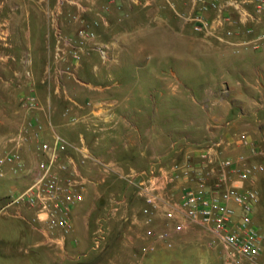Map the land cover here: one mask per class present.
Listing matches in <instances>:
<instances>
[{
  "label": "crops",
  "instance_id": "1",
  "mask_svg": "<svg viewBox=\"0 0 264 264\" xmlns=\"http://www.w3.org/2000/svg\"><path fill=\"white\" fill-rule=\"evenodd\" d=\"M33 4L32 7H45L44 0H36L35 5ZM76 4L71 8L74 7L78 15H84L86 18L91 16L96 26L99 22L98 26L103 30L102 40L94 39L92 44L95 46L90 45L82 56L83 59L84 56L88 57L97 52L95 54L100 56L101 63H88L85 58L82 64L81 59L76 61L74 66L77 72L83 71V68L90 71V78L80 82L88 89L90 96L83 100L70 95L63 96L59 90L60 83L55 82V85L58 84L55 86L51 82L42 81L37 85L39 94H44L41 109L30 115L20 103V94L23 91L20 92L19 89L15 94L6 83L3 86V95H0V154L5 146L13 144V137L34 117L44 123L46 136L54 129L70 140L72 147L69 154L74 158L78 159L81 155L77 147L85 144L94 155L114 162L116 170L120 173L147 169L154 163L171 164L170 158L174 152L182 153V160L188 154H192L194 159H200L207 147L220 138L224 139V145L222 149H218H221L218 155L236 157L242 152L249 154L247 147L234 143L239 135L233 136L237 134V128L243 129L244 132L249 131L251 136H254V133L264 136V38L255 45L254 34L246 33L243 25L231 22L226 27L233 32L224 33V40L195 33L191 24L179 14L190 8L191 0H86ZM21 6L30 7L28 3ZM160 25L167 27L162 31L165 48L158 51L156 48L159 46L158 41H161V31L156 26ZM173 27L176 28L175 31H172ZM257 31L264 33V21L257 26ZM174 39L184 43H188V40L195 41L201 56L206 58V61L212 58L211 64H202L199 70L203 74L199 98L202 95L206 96L203 100L210 99L208 95L213 93L217 85H221L226 93L219 98H211V102L205 104L198 98L191 97V102L201 112V122L196 125L194 120H191L186 124L189 131H186L181 143L173 140L174 85L170 81L171 74L177 73L180 68L168 66L167 63L171 54L182 56L193 47H185V50L179 52L173 48ZM138 40L150 43L146 47L142 42H137ZM169 40L171 41L167 43ZM247 42L251 43L246 45ZM96 45H106L107 57L100 54ZM234 52L240 54L235 55ZM162 56L167 57L164 64ZM4 71L0 69V75ZM155 73L163 75L158 78ZM208 77L214 79V84L210 85ZM162 105L166 111L168 125L158 130L155 124ZM221 105L227 107L223 114L218 112ZM66 110L77 117L75 123H71L68 116L64 115ZM50 120L53 121L52 125H49ZM142 120L149 121V124L145 126ZM198 126L202 136H205L202 141L193 139L196 135L192 129ZM34 148V142L23 148L27 164L32 168L37 166ZM256 159L251 157V160ZM92 167L86 172L92 179L86 199L94 194L101 195L102 186L119 177L115 173L104 172L98 166ZM30 177V174L15 177L11 172L0 177V198L15 191L16 189H12L16 185L22 188ZM8 188L10 190L6 193ZM122 199L127 207H132L131 204L134 203L133 210H137L136 213H131L133 224L130 230L133 233H128V230L125 232L124 245L128 247L141 240L139 236L142 235L138 230L139 227L144 228V225L140 214L141 206H137L136 201L141 204L142 201L135 194L134 188L127 183ZM138 207L139 209H135ZM84 208L85 201L75 209L74 230L67 235L66 245H55L63 250L64 254H68V257H62L63 260L73 259L75 256L88 258L90 252L85 249L90 243L93 248V225L98 224L104 228L105 218L89 216V212H82ZM2 217L17 220L14 227H18L19 236L13 239L26 237L28 249L40 250L45 248L44 245H48L42 233L34 225L26 223L25 219L10 215L0 218ZM20 220L25 221L27 228L23 227ZM104 230L106 232L105 228ZM142 240L145 242L147 239L142 236ZM175 245L180 247L185 244L176 242ZM160 249L166 247L159 246L157 250ZM58 256L52 259V263L64 264Z\"/></svg>",
  "mask_w": 264,
  "mask_h": 264
},
{
  "label": "built area",
  "instance_id": "2",
  "mask_svg": "<svg viewBox=\"0 0 264 264\" xmlns=\"http://www.w3.org/2000/svg\"><path fill=\"white\" fill-rule=\"evenodd\" d=\"M179 14L205 37L224 40V33L233 32L226 27L231 22L254 34L255 45L264 38V33L257 31L264 21V0H191L190 8ZM95 36L94 31L86 29L81 32L80 43ZM97 49L107 57L106 45H97ZM74 57H80L77 51ZM23 106L35 113L41 109L40 99L30 93L23 99ZM64 115L71 123L77 121L68 110ZM49 122L52 125L53 121ZM44 127L38 117L31 118L13 137V144L5 146L0 154V177L8 172L15 177L31 175L22 188L0 198V217L28 220L46 243L64 247L67 235L74 230L75 209L84 202L92 182L86 172L95 165L125 179L141 199L142 236L147 239L142 253H150L161 244L169 247L175 235L199 227L222 246L227 264H264V229L254 219L261 201L254 181L264 173V162L251 160L263 150L250 134L240 133L234 140L247 147L249 154L218 155L224 145L220 138L200 159L188 154L184 160L168 165L154 163L147 169L120 173L114 162L94 155L85 144L77 147L81 155L74 158L69 154L70 140L54 129L46 136ZM30 142H34L37 154L36 168L27 164L23 153ZM120 202L113 201L109 214L118 210ZM105 239V230L99 225L93 247H100Z\"/></svg>",
  "mask_w": 264,
  "mask_h": 264
},
{
  "label": "rangeland",
  "instance_id": "3",
  "mask_svg": "<svg viewBox=\"0 0 264 264\" xmlns=\"http://www.w3.org/2000/svg\"><path fill=\"white\" fill-rule=\"evenodd\" d=\"M35 1L0 0V69L5 70L0 75V95H3V86L7 83L13 93L16 94L19 89L20 92L23 91L20 94L22 107L27 109L23 106V99L30 93H34L40 99L42 105L44 94L43 92L41 95L39 94L37 85L41 84L42 81L43 83L46 81V83L51 82L52 84L55 82L60 83L59 90L63 96L70 95L81 100L86 99L90 96V93L80 82L83 79L90 78V71L83 68V71L77 72L74 66L76 61L82 59L85 50L95 46L92 44L94 39H86L83 43H80L82 31L86 29L94 31L96 34L95 41L102 40L103 30L101 31L98 26L99 22L96 26L90 18L91 16L88 18L84 15L80 16L74 7L71 8V6L77 5L76 2L84 3L86 0H44L45 7L42 5L32 7L31 5L32 3L35 5ZM24 3H28L30 7H22L21 4ZM166 27L163 25L156 26L161 31L159 35L161 41H158L159 46L156 48L158 51L165 48V40L162 36L164 32L162 31ZM191 27L194 31L193 25ZM173 30L175 31L176 28L173 27ZM137 42H142L146 47L150 43L146 40H138ZM172 44L173 48H176L179 52L185 47H193L190 52L182 56L171 54V56H168L169 61L167 63L168 66L180 68L177 73L171 74L170 81L174 85L172 87L175 110L172 116L173 140H178L181 143V141H184V134L189 131L186 124L191 120H194L196 125L201 122L199 117L201 112L193 105L191 97L194 96L202 104H205L211 102V98H219L226 93L221 85H217L213 93L208 95L210 99L203 100L206 96L202 95L199 98L198 92L201 91L200 85L203 78V74L199 70L202 64H211L213 62L212 58L209 59L210 61H206V58L199 53L195 41L188 40V43H184V41L174 39ZM168 48L170 49L171 46ZM75 51L79 53V58L74 57ZM95 53L88 55V57L84 56L81 64L85 58H87L88 63H101L100 56ZM234 54L238 55L240 53L234 52ZM161 59L163 64L166 63L167 57L162 56ZM155 74L158 78L163 75L162 73ZM207 80L210 85L214 84L212 77H208ZM185 84L189 88H186ZM226 97L228 96L226 95ZM219 107L218 112L222 114L227 109L223 105ZM28 112L30 115L34 113L31 110H28ZM165 113L164 105H162V110L155 124L158 130L168 125ZM141 122L147 126L149 121L142 120ZM198 128L200 127L192 129L194 135H196L193 139L202 141L205 136H202V132ZM242 132H244L243 129L237 128V134L233 136H237ZM245 133L249 134L250 132ZM252 137L263 150L262 155L256 156V161L264 162V136L254 133ZM181 154L174 152L170 161H181L183 158ZM254 185L259 189L261 195V201L256 209L254 219L256 224L264 229V173L257 175ZM125 186V179L118 177V179H112L102 186L101 195L94 194L87 199L85 197V208L82 212H89V216H95V218H105L104 228L107 235L100 247L92 248V243L86 247L85 251L90 252L88 258H76L75 256L73 259L63 260L62 257H68V254H64L63 250L50 244L44 245L45 248L40 250L28 249L26 237H21L20 240L13 239L19 236L18 227H14V225H17V220L2 217L0 218V264H54L52 259L58 254L61 255L58 256L60 257L59 260L62 259L64 264H227L223 257L222 246L218 241H213L204 234L199 227H195L191 232L187 231L175 235L172 239L173 244L169 247L165 244L159 245L165 246L166 249L157 250L158 248H156L150 253H142L144 243L142 236H139L141 240H138L137 244L126 247L124 245L126 242L125 232L128 230V233H133L130 230L133 224L131 213H136L137 210H133L134 203L131 204L132 207H127L124 204L122 197L125 193ZM17 188L20 189L21 187L16 185L12 191L17 190ZM9 190L8 188L6 193ZM113 201L121 202L118 205V210L109 214ZM136 203H138L137 206H142L138 201ZM139 207L135 209H139ZM127 216L130 218L126 219ZM21 222L24 228L26 223L31 224L28 220H26V223L25 221ZM97 228L98 224H94L93 231H91L92 238ZM139 228V234L143 235L145 228ZM176 242L185 245L178 247L175 245Z\"/></svg>",
  "mask_w": 264,
  "mask_h": 264
}]
</instances>
